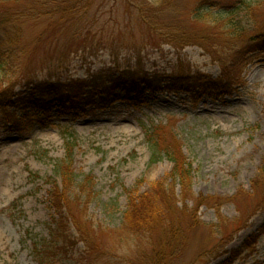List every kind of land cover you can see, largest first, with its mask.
<instances>
[{"label":"rangeland","instance_id":"374dc122","mask_svg":"<svg viewBox=\"0 0 264 264\" xmlns=\"http://www.w3.org/2000/svg\"><path fill=\"white\" fill-rule=\"evenodd\" d=\"M198 6H213L212 14L238 6L235 19L248 33L264 31V0H86L78 5L80 42L86 39L93 49L72 52L59 71L63 79L90 82V74H119L128 68L166 75L179 63L218 78L225 63L239 74L240 84L222 95L201 89L147 91L142 102L123 96L108 108L87 107L79 117L64 114L42 122H9L0 108V264H221L230 258L231 264H264V50L230 41L228 24L195 20ZM48 8L53 10V4ZM50 23L59 24L25 22V45ZM175 31L189 33V42L175 46ZM57 32L47 34L33 54L37 82L56 46L80 44L71 34L66 39ZM240 49L246 54L242 66L236 64ZM161 125L174 131L191 163L188 207L198 197L209 199L199 207V223L187 229V242L177 254L156 250V233L122 229L128 189L149 191L156 181L164 183L173 168L167 157L151 161L144 127ZM68 128L76 136L71 161L76 183L93 178L94 193L83 216L78 202L86 204L85 196L72 209L77 227L89 229V236H81L70 222V231L53 240L58 214L49 192L54 180L61 185L54 167L67 156L63 132ZM75 185L72 196L79 191ZM175 187L181 199L180 184ZM253 236L256 244L249 250L246 242ZM51 242L41 255L43 245Z\"/></svg>","mask_w":264,"mask_h":264},{"label":"trees","instance_id":"16d2710c","mask_svg":"<svg viewBox=\"0 0 264 264\" xmlns=\"http://www.w3.org/2000/svg\"><path fill=\"white\" fill-rule=\"evenodd\" d=\"M85 1L69 0L67 4L63 0L56 1V3H53V0H0V108L4 109L5 120L17 123L23 119L36 118L42 122L64 114L79 117L86 114L87 107L108 108L123 96L142 102L147 91L177 93L201 89L206 93L214 91L215 94L222 95L230 92L232 85L240 84L239 74L230 71L225 63H221L222 74L218 78L204 73H193L190 68L179 63L171 73L166 75L147 74L142 70L128 68L120 71L119 74L107 71L90 74L88 75L90 82L72 78L63 79L59 71L65 68L64 63L71 53L78 52V50L84 53L88 48L93 49L92 45L86 44V39L80 42L81 28L75 26L78 19L82 21L78 5ZM243 3L246 4L245 1ZM50 4H53V10L48 8ZM20 5L25 8H15ZM206 8L208 9L198 6L193 11V18L195 20L210 18L216 26L228 24L230 29L227 35L230 41L236 40L247 44L248 47L253 46L264 50V31L256 29L248 33L246 28L235 19L236 11L240 7L221 8L216 10L215 14L211 13L213 6ZM76 17L79 18L75 19ZM30 20L50 22L58 20L59 24L50 23L31 45H25V22ZM71 20L73 21L70 22ZM56 28L60 36L68 39V34H71L80 44L74 48L68 46L66 41L64 45L56 46L55 55L45 60L48 64L41 68L45 71L42 80L37 82L38 73L31 69V63L36 57L33 54L36 55L48 37L47 34L50 35ZM73 28L77 29L73 30ZM171 35L173 36L171 41L175 46L187 44L191 36L189 33L180 31H175ZM240 50V60L236 64L242 66L246 54L242 53V49ZM114 62L118 61L115 59ZM16 87H21L23 91L15 92ZM52 125L58 124L52 122ZM69 129L63 132L67 136V156L65 159L57 160L54 167L55 175L60 179L61 185L54 180L49 192L50 205L58 214V218L55 219L53 240H59V236L70 231V222L74 224L81 236L84 238L89 236V229L77 227L79 218L72 213V209L74 203L85 196L88 200L86 204L78 202V205H82L80 214L83 216V210L84 212L87 210L94 193L93 178L88 175L84 181L76 183L71 163L76 136ZM144 129L150 142L151 161L156 162L162 157H167L173 162V168L164 183L156 181L149 191L139 193L138 189H128L127 208L123 214L122 229L131 234L156 233L158 235V249L156 250L162 248L167 250V253L177 254L182 251L187 242V229L190 225L199 223L197 215L199 207L209 199L198 197L192 208L188 207L187 200L192 193V169L191 163L187 162V157L182 150L180 140L174 131H168L164 125L144 127ZM261 171L264 176V168ZM168 180L171 181L170 186H168ZM176 182L181 186V199L176 195ZM74 185L79 187V191L72 196ZM179 203L182 205L180 206ZM256 240L257 237H250L246 242V247L251 250ZM51 248L52 242L45 243L41 255H46ZM232 262L233 259L230 258L221 264Z\"/></svg>","mask_w":264,"mask_h":264}]
</instances>
